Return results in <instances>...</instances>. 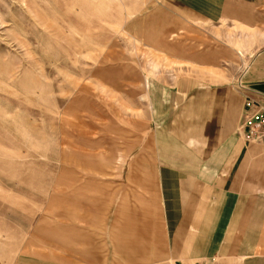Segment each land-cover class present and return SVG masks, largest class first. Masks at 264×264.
Masks as SVG:
<instances>
[{
  "label": "rangeland",
  "instance_id": "1",
  "mask_svg": "<svg viewBox=\"0 0 264 264\" xmlns=\"http://www.w3.org/2000/svg\"><path fill=\"white\" fill-rule=\"evenodd\" d=\"M241 34L164 0H0V264H170L149 89L237 78Z\"/></svg>",
  "mask_w": 264,
  "mask_h": 264
},
{
  "label": "crops",
  "instance_id": "2",
  "mask_svg": "<svg viewBox=\"0 0 264 264\" xmlns=\"http://www.w3.org/2000/svg\"><path fill=\"white\" fill-rule=\"evenodd\" d=\"M164 2L186 19L226 21L243 30L240 45L237 40L232 49L238 54L243 47L249 53L242 77L264 93V0ZM211 57L218 61V54ZM197 65L202 73L211 72V66ZM235 77L220 82L184 75L150 86L170 258L264 264V144L236 135L244 95Z\"/></svg>",
  "mask_w": 264,
  "mask_h": 264
},
{
  "label": "built area",
  "instance_id": "3",
  "mask_svg": "<svg viewBox=\"0 0 264 264\" xmlns=\"http://www.w3.org/2000/svg\"><path fill=\"white\" fill-rule=\"evenodd\" d=\"M245 66L236 78L235 85L244 95L243 117L236 130V135L248 143L264 144V93L250 87L242 75L245 72ZM170 264H217L215 258H201L199 261L188 263L181 259L173 258Z\"/></svg>",
  "mask_w": 264,
  "mask_h": 264
}]
</instances>
